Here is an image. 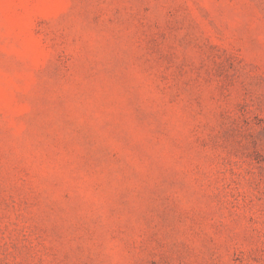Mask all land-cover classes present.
I'll return each mask as SVG.
<instances>
[{"label":"rangeland","instance_id":"obj_1","mask_svg":"<svg viewBox=\"0 0 264 264\" xmlns=\"http://www.w3.org/2000/svg\"><path fill=\"white\" fill-rule=\"evenodd\" d=\"M0 264H264V0H0Z\"/></svg>","mask_w":264,"mask_h":264}]
</instances>
